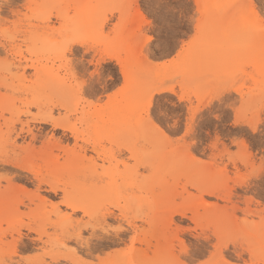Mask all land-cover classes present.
<instances>
[{"label": "snow or ice", "instance_id": "6c2138e0", "mask_svg": "<svg viewBox=\"0 0 264 264\" xmlns=\"http://www.w3.org/2000/svg\"><path fill=\"white\" fill-rule=\"evenodd\" d=\"M142 3L139 26L132 16L133 0H56L46 7L65 9L63 17L53 11L45 17L46 23L33 19L12 37L10 25L0 30L4 68L25 69L23 87L0 84V96L10 97L13 103L12 111L5 108L0 119L15 125L13 137L27 134L25 146L37 149L67 137V147L86 148L85 155L96 162L97 169L110 167L100 149L110 150L114 172L105 173L96 183L107 186L115 177L110 195L72 199L65 190L51 202L46 219L34 220L29 213L33 201L38 203L46 190H55L48 187L47 178L64 177L58 170L46 172L42 167L37 172L35 167L16 163L9 149L7 155L0 152V180L10 181L23 202L13 205L10 199L0 200V213L9 216V225H15L21 240L27 235L45 245L55 236L59 250H69L75 257L69 262L64 256L43 253L42 264H107L106 250L121 252L122 264H264V195L259 198V217L253 211L257 209L254 199L250 204L248 197L236 200L237 192L249 188L254 178L264 181V109L244 121L223 111L232 90L224 52L229 27L238 21L231 13L243 9L249 29L258 22L264 40V11L249 14L248 4L236 0ZM40 52L51 56L46 66L51 71L35 64L34 54ZM35 84L38 88L32 89ZM213 125L216 135L206 138L205 130ZM222 125L226 131L220 130ZM34 128L40 129L37 135H32ZM257 136L259 154L249 149ZM149 142L153 149L145 152ZM202 147L207 155H201ZM162 152H170L197 174L214 172L217 191L212 195L220 207L231 209L237 204V221L255 222L258 227L221 230L212 222L201 223L184 230L199 236L188 243L179 229L165 228L146 248L140 236L141 220L159 210L154 169ZM53 154L62 164L63 152L53 150ZM228 190L232 191L226 195ZM188 192L192 197L201 195L195 183ZM174 203L173 215L179 216L185 201L177 197ZM122 234L123 241L114 244ZM6 239L16 240L17 232ZM0 264L35 262L16 251L11 258L4 255Z\"/></svg>", "mask_w": 264, "mask_h": 264}, {"label": "rangeland", "instance_id": "374dc122", "mask_svg": "<svg viewBox=\"0 0 264 264\" xmlns=\"http://www.w3.org/2000/svg\"><path fill=\"white\" fill-rule=\"evenodd\" d=\"M133 2L136 4V8L134 9L132 16L134 21L137 23V26H139V24L143 22L142 15L140 14L144 12V5L142 0H133ZM190 2L195 4L196 0H190ZM236 2L239 4L247 3L249 6L247 10L249 14L253 10L256 13L264 11V0H236ZM55 3L56 0H0V30H3L10 25L9 37H12L15 36L20 29L28 27L33 19L37 24L46 23L45 17L52 15L53 11L56 16L63 17L66 12L65 9L46 7V5H52ZM152 6L154 7L155 5L153 4ZM231 15L237 17L238 21L234 27H229V38L224 52L225 57H227L229 61L225 65V71L230 74L229 87L232 90L228 93L226 98L227 102L223 111L232 112L234 116H238L241 121H244L250 119L253 115H258V113L264 109V72L261 71V56L264 54V40H262L258 22L252 30L249 29L248 24L243 19V9H234ZM49 30L55 31V29ZM3 42V38H0V43ZM16 60L19 62V55L16 57ZM50 60L51 56H46L43 52L34 54V62L40 70L51 71L50 67L46 68V66L49 65ZM25 63H28V61L25 60ZM113 67L115 68L116 66L113 65ZM24 71L25 69L23 68H13L11 71H6L4 63L0 61V84L10 82L9 86L13 88L19 89L23 87L21 85V74ZM38 86V84L32 85V89L38 88ZM32 89H25V91ZM5 108L12 111V100L10 97L0 96V115H2ZM0 124V152L7 155L10 149L11 156L14 155L13 152L18 154L20 152L19 148L24 147L25 144L21 139L15 140V136L13 137L12 134L15 131V125L12 124L11 121H5L3 119L0 120ZM12 127H14L13 131H11ZM37 129H35L36 131L34 130V132H37ZM220 130L226 131L227 129H225L222 125ZM216 133L217 128L215 125L212 126L211 130H205L206 138L215 136ZM14 142L16 143V146ZM64 145H67V142H62L61 150H67ZM13 148H18L19 150L14 149V151H12ZM253 148L255 154L260 153L261 144L258 136L255 139L254 144L249 145L250 150ZM152 149L153 146L151 142L144 146L145 152H149ZM118 150L119 147L117 148V152ZM104 151L107 159H109L110 167L108 169H104L103 167L97 169L96 162L93 166V163L85 161L90 157L86 155V159L82 161H74L70 164L65 163V158L67 157H65L66 153L63 151V163H59L58 171L64 178L58 176L57 180L59 184H66L70 186V190H74L73 187L76 186H84L87 188V192L84 196H78L75 199L97 198L111 194L114 186V176L113 183L107 186L98 185L96 183V181L102 179L105 173L111 174L114 172V168L111 167L110 150ZM200 151L202 156L208 154L205 153V149L203 147ZM59 159L60 157L58 156V160ZM39 164H41V162ZM233 172H235V165H233ZM0 175L3 174L0 173ZM154 178L159 186V191L156 194V200H160L158 201L159 210L157 211L158 213L155 214L158 217V230L156 229L158 232L160 231L163 233L165 228L174 230L179 227L181 238L183 239L184 237H187V239L184 240V243H188L193 240H198L199 236L193 235L190 231L184 230L196 227L201 223L206 224L207 222H212L221 230L229 228L255 230L258 227L255 222L247 223L245 221H237L235 216V212L238 208L237 204H233L231 209L220 207V204L215 197L210 194L212 191L213 193L217 191L213 182L214 172H207L203 175L197 174L191 170L189 165L181 164L179 161L175 160L170 152H162L159 162L154 169ZM9 182L10 181L6 178L4 180H0V192L5 190L3 185L6 183L9 185ZM193 183H195L201 191V195L199 197H192L191 193L188 192V187ZM14 190L15 189L13 188L12 191ZM12 191V194H7L8 198L7 196H4L5 194L3 196L5 199H10L11 204L14 205L15 203V205H19L20 203L18 204V202H23L19 199L20 195L19 197L17 196L19 192L18 190H15L14 192ZM46 191L44 192L45 197H43L49 202L44 205V208L41 207L40 209L39 203H34L35 201L33 202L34 206L29 208V213L32 214L34 220L46 219L51 214L49 212L50 202L57 199L62 193L59 191L54 195L52 193L48 194ZM231 191L232 190H228L226 195L231 193ZM249 193L251 194L250 197L248 196ZM15 194L16 197L13 196V200L12 195ZM262 195H264V181L260 180L257 176L252 180L249 188L242 189L237 192L236 200L240 201L248 197L247 202L249 201L248 203L250 204L254 199L257 204V209L253 211L255 212V215L259 217V198ZM177 197H180L185 201V203L180 206V209L185 213V217L173 216V223L168 226V222L166 223L161 219L166 218L167 214L172 209L177 208L174 203ZM229 198H231L230 195ZM35 207L36 210L33 211ZM229 211L232 212L231 216L228 215ZM52 212H54L53 209ZM153 214L154 213H146L145 216L147 215L148 217H151ZM146 221H148L147 218L143 217V220H141L143 227H141L140 230L148 229L149 226ZM194 221L196 222L195 224ZM180 228H182V230ZM14 230L17 232L18 236L19 231L15 228V225H9V216L6 214L0 217V259H3L4 255H8L9 258H11V254L13 252L20 251L31 256L35 264H42V261L45 259L43 253H47L50 257L54 256L53 253H55V255L72 253L69 250L60 251L58 248V241L55 236L49 237L48 242L45 245H41L40 242L31 243V240L33 241V239H30L29 236L26 235L24 239L19 241L16 245L15 242V244L13 243V240L6 239V237L10 238L12 236ZM40 234L46 235L43 231H41ZM109 251L110 250H106L105 252ZM33 253H35V255H33Z\"/></svg>", "mask_w": 264, "mask_h": 264}, {"label": "bare ground", "instance_id": "6f19581e", "mask_svg": "<svg viewBox=\"0 0 264 264\" xmlns=\"http://www.w3.org/2000/svg\"><path fill=\"white\" fill-rule=\"evenodd\" d=\"M137 13V11H136ZM140 13V12H139ZM141 15V14H140ZM137 16V15H136ZM141 17V16H140ZM23 73V72H22ZM1 120V119H0ZM1 126V124H0ZM9 129V128H8ZM37 129V128H35ZM32 131V135H37L40 131V129H37L38 131L37 132H34V130ZM14 130V127H12V130ZM36 131V130H35ZM27 135V134H16L15 136V140L17 139H21L22 141H24V136ZM68 141V138L67 137H64V136H61L57 139H54L50 144H47L45 145L43 148H40V149H36V148H33L31 145L29 146H25L22 147V148H19L20 149V152L18 154H15L12 155V159L16 162V163H19V164H22V165H27L28 167L32 168V167H35L36 171L39 172L41 170V168L43 167V169L48 172L49 170H58L59 168V163H57L58 161V156L54 155L53 154V150H61V146H62V142H67ZM15 143V142H14ZM66 144V143H65ZM12 146V145H11ZM15 146H16V143H15ZM19 147V146H18ZM21 147V146H20ZM65 149L67 150H61L62 152L64 151L66 153V156L67 158H65V163H72L74 161H82L84 159H86L85 157V152L87 151L86 148H82L80 147L79 145H75L73 146L71 149H69L67 147V145H64ZM93 147H95V144L93 145ZM14 149H18V148H13L12 151H14ZM18 149V150H19ZM17 151V150H15ZM101 152L104 153V158L107 159L106 157V153L105 151L101 148L100 149ZM120 151V149L118 150V152ZM63 152V154H64ZM17 153V152H16ZM20 154H24L23 156H21ZM82 154V155H81ZM85 161H89L91 163H93V166H94V163L95 161L91 159V157L87 158ZM41 162V164H39ZM38 163V164H37ZM58 176L56 175H50L48 178H47V184H48V187L49 188H52V189H55L54 191H46L48 192V194L52 193V194H57L59 191L60 192H64L65 190L68 191V195L70 198L72 199H75L77 198L78 196H84L87 192V188L82 186V187H79V186H76V187H73L74 190H70V186L66 185V184H59L58 182ZM45 178L44 177H41V182H44ZM13 190V187L11 185V183L9 182V186L7 188H5L4 191H1L0 192V200L4 199L5 200V197L4 196H7V194L11 193V191ZM15 191V190H14ZM12 191V192H14ZM17 192V191H16ZM18 193V192H17ZM212 192H210V194H212ZM5 194V195H4ZM12 194V193H11ZM4 195V196H3ZM10 196V195H9ZM15 196L16 197V194L15 195H12V197ZM19 197V194L17 195ZM11 197V198H12ZM45 197V196H44ZM44 197H38L37 199L39 200V207L41 209L44 208V205L46 203H48L49 201H46V199ZM8 198V196H7ZM20 199V198H19ZM13 200H14V197H13ZM17 200V199H16ZM21 200V199H20ZM50 200V199H49ZM160 201V200H157V202ZM13 202V201H12ZM34 202V201H33ZM249 202V201H248ZM21 204L22 202H18V204ZM35 203V202H34ZM51 203V202H50ZM205 204V203H204ZM15 205V203H14ZM38 205V204H37ZM161 205H164V204H161ZM166 205V204H165ZM50 207H51V204H50ZM39 209V208H38ZM177 208H174L172 209L168 214H167V217L166 218H162L161 220L162 221H165L166 223L168 222V226L173 223V212L176 210ZM36 210V207L33 211ZM54 212H55V209H53ZM160 210H161V207H160ZM181 210V209H180ZM161 212V211H159ZM156 213L158 212H155L153 214V216L151 217H148L147 215L144 217L147 218L148 221L147 224H148V229L146 230H140V236L143 237V241H144V245L145 247L147 248L149 246V241L153 238V237H157V236H160L162 232H158L157 230V222H158V217L155 215ZM181 215H179L180 217H185V213L181 210ZM6 214L4 213H0V217L4 216ZM143 220V219H142ZM160 220V219H159ZM159 225V224H158ZM157 229V230H156ZM179 229V227L177 228ZM182 230V228H180ZM160 230V229H159ZM183 234V233H182ZM123 235L125 234H122L121 237H120V240H113V243L116 244V245H119L122 241H123ZM19 241H22L20 238H19V234L17 236V239L13 241V243L15 242L16 245ZM34 242H39L38 240H31V243H34ZM14 243V244H15ZM29 244V243H28ZM39 244V243H38ZM17 247V246H16ZM34 247V246H33ZM37 247V246H36ZM109 252H111V254H109ZM109 252H104V258L106 259L107 261V264H122V261L125 259L124 255L121 253V252H118V251H115V250H110ZM56 256H64L66 257V259L71 262L75 257L73 256V253H68V254H65V255H54L52 256V258H55Z\"/></svg>", "mask_w": 264, "mask_h": 264}]
</instances>
